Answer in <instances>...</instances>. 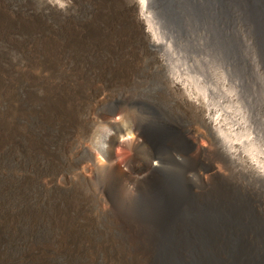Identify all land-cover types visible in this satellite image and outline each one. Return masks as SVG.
Instances as JSON below:
<instances>
[{"label": "bare ground", "instance_id": "6f19581e", "mask_svg": "<svg viewBox=\"0 0 264 264\" xmlns=\"http://www.w3.org/2000/svg\"><path fill=\"white\" fill-rule=\"evenodd\" d=\"M257 147L264 0H0V264H264Z\"/></svg>", "mask_w": 264, "mask_h": 264}, {"label": "rangeland", "instance_id": "374dc122", "mask_svg": "<svg viewBox=\"0 0 264 264\" xmlns=\"http://www.w3.org/2000/svg\"><path fill=\"white\" fill-rule=\"evenodd\" d=\"M170 124H171V123H170ZM172 126H173V128H172ZM170 127L172 128V129L170 128V130L175 131L177 126H176L175 123H172V124L170 125ZM238 137H240V136H238ZM242 137H244V136H242ZM254 148H255V147H254ZM254 148H252V149L254 150ZM257 149H259V148L257 147L256 150H257ZM261 149H262V148H260V150H261ZM253 150H252V152L255 153L256 151H255V150L253 151ZM260 150H259L260 153H263V152H264V151H262V150H261V151H262V152H261ZM259 152H258V150H257L256 153H259ZM115 153H117V155H118L119 158H121V157L123 158V157L125 156V152H124L123 150L119 149V148H116V149H115ZM122 155H124V156H122ZM260 155H261V154H260ZM263 155H264V153L261 155L262 158H264ZM120 156H121V157H120ZM217 209H218V208H217ZM217 220H218L217 216H216L214 219L211 218V221H212V223H213V226H214L216 229L218 228V222H217ZM232 246H236V244L233 243Z\"/></svg>", "mask_w": 264, "mask_h": 264}]
</instances>
